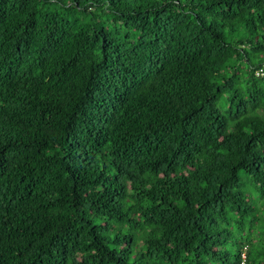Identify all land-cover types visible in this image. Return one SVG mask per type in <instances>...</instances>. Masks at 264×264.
Returning <instances> with one entry per match:
<instances>
[{
    "label": "trees",
    "instance_id": "1",
    "mask_svg": "<svg viewBox=\"0 0 264 264\" xmlns=\"http://www.w3.org/2000/svg\"><path fill=\"white\" fill-rule=\"evenodd\" d=\"M264 0H0V264H264Z\"/></svg>",
    "mask_w": 264,
    "mask_h": 264
},
{
    "label": "built area",
    "instance_id": "2",
    "mask_svg": "<svg viewBox=\"0 0 264 264\" xmlns=\"http://www.w3.org/2000/svg\"><path fill=\"white\" fill-rule=\"evenodd\" d=\"M256 74L262 76L264 79V63L257 68Z\"/></svg>",
    "mask_w": 264,
    "mask_h": 264
},
{
    "label": "clouds",
    "instance_id": "3",
    "mask_svg": "<svg viewBox=\"0 0 264 264\" xmlns=\"http://www.w3.org/2000/svg\"><path fill=\"white\" fill-rule=\"evenodd\" d=\"M242 256H243V261H242V264H244V262H245L244 260H245V258H246V255H245V254H243Z\"/></svg>",
    "mask_w": 264,
    "mask_h": 264
}]
</instances>
